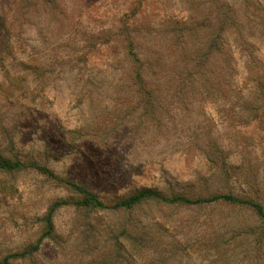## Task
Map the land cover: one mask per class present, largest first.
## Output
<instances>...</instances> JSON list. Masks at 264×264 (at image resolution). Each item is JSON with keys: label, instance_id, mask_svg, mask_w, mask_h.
Wrapping results in <instances>:
<instances>
[{"label": "rangeland", "instance_id": "rangeland-1", "mask_svg": "<svg viewBox=\"0 0 264 264\" xmlns=\"http://www.w3.org/2000/svg\"><path fill=\"white\" fill-rule=\"evenodd\" d=\"M51 1L23 16L11 10V24L0 14V40L10 37L17 60L49 51L69 59L60 77L48 79L49 101L38 114L11 98L0 68V150L11 139L57 175L0 170V254L38 244L13 264H264V218L252 207L190 202L233 192L264 207V117L250 110L264 93L253 90L251 106L238 93L264 66L257 12L264 0ZM175 25L191 28L185 46L177 32L168 34ZM107 32L119 34L124 48L99 52ZM216 34L219 45L210 49ZM131 47L136 57L126 58ZM252 53L258 59L249 66ZM78 57L79 71L71 61ZM8 69L12 82L20 69L14 62ZM139 72L154 87L149 98L137 91ZM61 126L81 135L69 132L61 142ZM61 178L80 180L104 201L145 187L189 202L53 207L68 195Z\"/></svg>", "mask_w": 264, "mask_h": 264}, {"label": "trees", "instance_id": "trees-1", "mask_svg": "<svg viewBox=\"0 0 264 264\" xmlns=\"http://www.w3.org/2000/svg\"><path fill=\"white\" fill-rule=\"evenodd\" d=\"M38 1H43V6L47 7L48 4H51V0H3L2 5H0V14L3 16L4 22L6 23L8 18L7 15L11 10H14L19 15H24L29 11V9ZM258 9V7H257ZM135 11V10H134ZM133 11V13H135ZM257 12L262 13L261 17L264 21V13L263 11L260 12L258 9ZM129 18V17H128ZM124 20V17H123ZM121 20V21H123ZM127 20V19H126ZM262 20V19H261ZM9 23V22H7ZM141 23V22H140ZM145 22H142V24ZM11 24V23H9ZM123 26L126 25V22L123 21ZM141 25V24H140ZM144 25V24H143ZM136 25H134L135 27ZM185 26V25H184ZM140 28H134L135 33H139ZM191 31V28L183 27L178 28L177 25L171 27L168 30V34H177L180 35V39H178L179 44L185 46L188 42L187 33ZM119 34L107 32L104 38L97 41V46L99 52H102L106 48H111V50H118V47L121 46L122 49L123 41L119 42L117 37ZM126 41L133 44V39L131 36L125 38ZM220 41V34L214 35L210 42L209 47L210 49L217 48ZM262 41V40H261ZM0 44H2L4 50H0V68L3 69L6 73V84L7 90L9 91V95H12L11 98L16 100L15 102L21 106L31 109L33 106L40 111L41 108L47 105L48 102V91L50 86L48 84V79H53V77H60L65 70L64 64L68 63L69 59L65 58L63 54H53L50 51L47 53V56H44L43 59L38 58L34 55L28 56L26 59L20 58L17 60L15 53H13L12 49V41L10 37L6 36L0 40ZM131 44V45H132ZM261 51L262 56L264 58V42H261ZM126 48V47H125ZM133 47L128 49L126 58L128 54L135 56V53L132 50ZM258 54V53H257ZM257 54H251V60H249L248 65L251 66L254 64V61L258 59ZM178 57V56H177ZM84 58V57H83ZM187 61H193L192 56H188ZM8 61V62H7ZM74 64V69L78 63L83 64V59L81 57L76 58V60H71ZM14 62V66L17 65L20 69V73L13 79L11 82L9 73V65L10 63ZM76 64V65H75ZM77 69V68H76ZM255 69V68H254ZM80 69H77L79 71ZM250 71H253L250 69ZM257 75V76H256ZM253 74L254 79L256 80V84L254 86L249 85L248 80L243 81L240 89H238V93L244 96V102L247 106H251V102L248 100V96L253 93V90H256L257 93L260 91L264 93V66L261 72H257V74ZM137 79H139V85L137 87V91L143 93L148 96L154 91V87L147 85V83H143L142 74L136 73ZM149 103V102H148ZM252 112H255L254 117L262 118L264 117V103L262 105H256L253 108H250ZM19 123V121H18ZM63 127V128H62ZM60 129L61 130L60 132ZM58 131V140L61 142L65 141V136L67 133H78L80 134L79 130H73L71 128H65L61 126ZM5 135L8 136V133L5 132ZM8 148L4 150H0V170L4 172H13L22 169H30L40 174L47 175L49 177L57 176L52 169H50L44 162L41 160L36 159L31 154H22V150H15L12 140L8 141ZM57 178V177H56ZM61 181H64L65 184L68 185V195L66 199L59 200L56 202L55 206L61 205H70L78 210H83L87 212H97L99 210H122V209H131L132 207L144 202L150 198H157L163 201L164 203H184L189 202L188 198L184 196L177 195L172 197H166L159 195L150 188H140L136 191H131L126 195H122L118 198H113L108 201H104L103 198L99 196V194L92 191L87 184L82 183L80 180L75 179H64L61 178ZM255 194H259L258 191H254ZM214 201H222L225 203H233V204H242L252 207L257 214L264 218V207L263 205L258 202L256 199H249V198H240L233 194V192H229L227 194H214L210 197H199L196 198L194 201L195 203H206V202H214ZM51 208V210L53 209ZM51 210L48 215L44 218V222L49 227L52 225V218H51ZM119 248L121 246L118 245ZM39 249V245H30L21 248L20 250H10L6 254H0V264H13L16 260L31 257L34 252H37Z\"/></svg>", "mask_w": 264, "mask_h": 264}]
</instances>
